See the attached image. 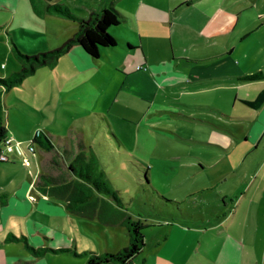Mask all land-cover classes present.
<instances>
[{
	"label": "rangeland",
	"instance_id": "374dc122",
	"mask_svg": "<svg viewBox=\"0 0 264 264\" xmlns=\"http://www.w3.org/2000/svg\"><path fill=\"white\" fill-rule=\"evenodd\" d=\"M0 1L7 5L0 4L2 76H11L22 67L12 49L14 43L26 54H40L62 46L78 30V20L46 12V0ZM104 1L53 0L84 18ZM116 3L128 15L136 16L133 7L137 0ZM201 10L203 7L194 3L166 26L140 22L145 28L142 38L132 26L137 23L133 17L129 26L123 23L113 31L125 39L132 37L137 42L134 47H144L150 66L144 72L134 71L140 50L129 54L118 46L100 59L69 52L54 67H39L10 91L0 88L2 124L23 149L32 144L40 129L50 132L61 148L76 150L78 136L82 137L89 155L94 153L111 184L123 193L134 221L146 226L156 222L155 218H168L191 228L190 248L187 251L182 243L174 262L189 257V264H264V172H257L264 154L245 156L252 142L246 146L232 132L239 133L246 124L227 120L229 116L245 117L251 111L236 97L246 96L237 87L243 83L212 79L192 86L183 84L213 78L190 77L191 67L181 62L182 58L205 59L206 36L215 23L205 17L197 27L195 19ZM256 10V4H246L243 14L240 8H231L226 14L229 23L234 21L230 28L234 44L242 40L244 26L253 23ZM199 39L204 43L196 45ZM251 92L253 96L255 87ZM224 137L233 141L229 151L223 145ZM3 146L1 142L0 149ZM34 147L33 155L18 149L10 152L13 164L0 162V192L7 193L27 178L35 184L40 174L59 168L52 162L55 152L37 143ZM147 167L150 184L145 187L142 177ZM7 195L0 196V264H86L85 251H119L128 244L120 228L101 226L106 229L104 235L97 218L86 219L62 204L51 206L64 214L51 216V220L37 215L41 226L36 227L23 199L22 219L8 212ZM161 196L181 202L184 215H170L175 213L173 207H163ZM22 228L38 239L37 246L65 245L74 250L77 245V255L46 251L34 259L23 242L2 241L10 232L20 236ZM168 228L163 224L142 230L148 242L138 264H156L155 237L162 241ZM179 241L180 236L174 233L166 246L174 252Z\"/></svg>",
	"mask_w": 264,
	"mask_h": 264
},
{
	"label": "crops",
	"instance_id": "0c3cea01",
	"mask_svg": "<svg viewBox=\"0 0 264 264\" xmlns=\"http://www.w3.org/2000/svg\"><path fill=\"white\" fill-rule=\"evenodd\" d=\"M194 3H197L199 6L203 7V10L200 11L201 12L200 15H198L195 19V23L197 27H199V24H201L202 21H205L204 20L205 17L206 19L209 18L210 21L214 20L215 25L212 32L206 36L205 43L207 45L205 47L206 48L204 53L205 56H202L205 57V59L182 58L181 62L184 65L191 67L189 72L190 77L195 78L198 76H206V77L211 76L213 78H207L198 81H187V82H183V84L192 86L205 82L209 83L212 79H219V80L230 79L237 81L239 80L238 79L239 77H242L244 75L258 73V72H262L264 74V0H137V3L133 7L136 13L135 17L128 15V12H125L123 6H119V4L116 3V0H111V1L105 0L99 6H96V8L92 10V12L95 10H99L103 7H106L109 4H114V6L124 15L123 23H126L129 26L128 22H129V18L131 17H133L134 23L135 21H137V23H135V25L133 24L132 26L134 29L137 30L139 36L142 38L145 28L141 25L140 22H147L149 23V25L153 23L154 25L157 24V25L166 26L171 19L178 16L179 12L184 11L186 7H189ZM0 4L2 5V7H7V5L2 1H0ZM246 4L247 5L256 4L257 10L255 11V17L253 19V23L247 22V24H245L242 32V40L234 44V42L231 41V37H230V28L234 26V21L229 23L227 21L226 14L231 8L233 9L240 8V13L243 14V12H245ZM118 27H115L111 30L112 34L119 39H123L125 43H130L133 47L136 46L137 42L132 40V37L125 39L123 37L116 36V34L113 33V31L116 30ZM254 34H257L255 35L256 37H252ZM125 43H120L118 46H123L129 54H133L136 50H140L141 53V55L137 56L139 57L138 62H136L137 63L136 67H138V69H134V71L136 70L135 72H144L145 70H149L150 66L147 65L149 63L148 62L149 55H147V51L144 49V47L143 46H140L139 48L134 47L135 49L128 50L125 47ZM196 43H197L196 45H200L204 42L202 39H199V41ZM237 45L239 46L238 52L236 51ZM108 49H112V48H108ZM108 49L105 50L104 56H102L101 58L107 57L106 51ZM72 52H76L81 56L93 58L81 46L78 45H75L72 48L70 53ZM195 58H201V56ZM95 59H100V58H95ZM193 66L195 67L207 66V68L200 70L199 69L193 70L192 69ZM2 67L3 66H0V71H3L1 69ZM242 83L243 84L237 86L239 87L238 91L242 92L244 90L246 96H241L240 94H237L236 97H238L239 100L243 103L244 100L256 99L259 96V94L264 91V78L252 82L242 81ZM251 87H255V91H256L253 96H251L252 95ZM248 107L250 108L251 111L247 116L245 117L229 116L227 120L228 122H232V123L239 122L246 124L244 125L245 128L242 129L239 133L232 132L234 133L233 134L234 138L237 140H244L246 146L252 142L250 146H248L245 152V156L249 155L250 153H253L254 155H259L261 153V155H263L264 154V103L258 108H252L250 106ZM226 130L228 132L230 131V129H226ZM7 135H9V133H7ZM224 141L225 144L223 145L229 151L232 147L233 141L228 137H224ZM25 151L26 154H30V155H33L36 152V150L34 153L28 152L26 148ZM54 157H56V154L55 156H53V158ZM8 164H13V162H10V158ZM257 167H258L257 172H264V159L261 160V162L257 165ZM60 168L61 167H59L58 169L60 170ZM53 172H58V170ZM37 182L33 184L32 181L29 182V179L27 178L23 181H19L12 190L8 191L7 193H9V199L7 201V204H9L10 206L7 210L14 218L22 219L20 215L23 214L22 212L24 208H23V203L20 199H23L25 202L29 204L27 209L31 210V213L30 212L29 213L31 217L34 218L33 219L34 225L36 227H40L41 225L39 224L40 222L38 221L37 215H40V217L44 220H51V216H57V214L62 215L64 214V212L61 209H57L56 207H53L51 205L62 204L65 206V201L43 194L40 190H38ZM11 186L12 185H10V187ZM1 189H5V188H1ZM5 191L6 190H1L0 196H8ZM155 219L156 222L143 226V229L145 227L162 226L163 224L169 226L168 231L164 235V239L162 241L158 240V236L155 237V242L158 241V243L156 244L157 245L156 264H181V263L189 264L190 263L189 257H186V259L182 260L181 263L178 261H177L178 263L174 262L173 257L177 255L179 249H183L182 243H185L187 245V247H185L187 251L190 248V244L188 245V243L193 236V231H190L191 228H189L188 226H186L185 224L179 221L169 222L170 220L168 218L167 219L155 218ZM173 221H175V219ZM28 224H30V221ZM99 224H100L99 225L100 228L103 229V227L101 226L104 225L101 222H99ZM59 227L60 225L58 224L56 228ZM114 227L120 228L127 235V231L124 226H114ZM103 233L104 235H107L106 229H103ZM174 233H177L180 236V241L178 244L174 245L173 247L174 252H171V249H168L166 244ZM22 234H25L29 238L30 243L35 247H46V248L67 247L66 249H70V252H74L75 255H77L76 254V249L78 247L77 245L74 250H72L69 246H65V245L37 246L35 243H37L38 239L37 238L34 239L35 236H33L32 233L30 232L26 233L24 228H22L21 235ZM159 235L161 236V234ZM12 236H17V235L13 232H10L8 233L7 237H4V240L2 241L5 243L12 241L21 242L15 239L11 240L10 238ZM44 236L45 238L48 239V236L46 234H44ZM144 239H145V246L142 252L135 258L134 260L135 264H138L137 263L138 257L144 252L147 246L148 239L146 234H144ZM50 240L52 239L50 238ZM128 244H129V237H128ZM47 251H52V250L47 249ZM91 251L96 252L98 254L105 252H111V253L118 252L110 249H106L104 252H99L93 249V250L85 251L84 255H86L87 252H91ZM70 252H66V253H70ZM33 258L37 259L35 258V256H33ZM12 259L13 258H11V260Z\"/></svg>",
	"mask_w": 264,
	"mask_h": 264
},
{
	"label": "trees",
	"instance_id": "16d2710c",
	"mask_svg": "<svg viewBox=\"0 0 264 264\" xmlns=\"http://www.w3.org/2000/svg\"><path fill=\"white\" fill-rule=\"evenodd\" d=\"M46 1V12L78 20V30L62 46L40 54H26L14 43L12 49L21 61L22 67L11 76L0 75V88H4L6 92L22 84L39 67H54L61 56L69 53L75 45L81 46L91 57L101 58L104 56L106 49L125 43L123 39L115 37L111 32L113 28L120 26L124 21V15L114 4H109L93 11L88 18H81L73 14L68 7L60 2ZM125 47L128 50L135 49L130 43H125ZM263 78L264 74L258 72L244 75L238 79L252 82ZM244 103L252 108H258L264 103V91L256 99L244 100ZM7 133L6 127L2 124L0 101V143L8 136ZM114 136L119 140L115 134ZM34 143L50 152H55L56 157L53 158L52 162L64 168L62 171L50 168L47 172L40 174L37 182L38 190L47 196L65 201V206L71 213L81 215L86 219L97 218L103 225L124 226L126 228L129 237V244L126 247L116 253L105 252L98 254L93 251L87 252L88 260L86 264L134 263L135 258L145 246L142 232L143 226L139 221H134L131 214L128 213L123 193L111 184L94 153L92 152L89 155L88 146L82 137L78 136L76 150L69 146L61 148L55 144L54 137L50 132L40 129L32 138V144ZM26 150L28 151L27 148ZM0 162L8 163L9 160ZM57 170L58 172H53ZM149 170L150 167H147L142 177L145 187L150 184L148 179ZM160 204L163 207L172 206L175 212L170 214L172 216L179 217L184 215L181 209V202L170 201L161 196ZM157 209L162 211V209ZM10 239L23 242L35 258L44 255L47 249L54 252H70V249L66 248L35 247L25 234L20 237L12 236Z\"/></svg>",
	"mask_w": 264,
	"mask_h": 264
},
{
	"label": "built area",
	"instance_id": "2783aa9c",
	"mask_svg": "<svg viewBox=\"0 0 264 264\" xmlns=\"http://www.w3.org/2000/svg\"><path fill=\"white\" fill-rule=\"evenodd\" d=\"M4 67H2L1 69H3ZM3 147L0 149V161H8L9 160V156L8 154L10 152H13L15 150H19L20 152H23V150L25 151V149H23L21 147V144L19 141L16 140L15 137L13 136H7L4 141H3ZM28 151L31 153L35 152V147L34 144H31L27 147ZM26 153V151H25ZM134 264V263H132Z\"/></svg>",
	"mask_w": 264,
	"mask_h": 264
}]
</instances>
